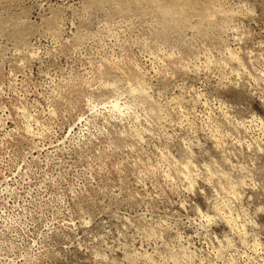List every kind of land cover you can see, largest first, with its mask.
Masks as SVG:
<instances>
[{"label": "rangeland", "instance_id": "rangeland-1", "mask_svg": "<svg viewBox=\"0 0 264 264\" xmlns=\"http://www.w3.org/2000/svg\"><path fill=\"white\" fill-rule=\"evenodd\" d=\"M178 1L0 0V264H264V0Z\"/></svg>", "mask_w": 264, "mask_h": 264}, {"label": "bare ground", "instance_id": "bare-ground-1", "mask_svg": "<svg viewBox=\"0 0 264 264\" xmlns=\"http://www.w3.org/2000/svg\"><path fill=\"white\" fill-rule=\"evenodd\" d=\"M147 1H148V0H147ZM150 1H151V0H150ZM156 1H157V0H156ZM176 1H177V0H176ZM180 1H181V0H180ZM180 1H178V2H180ZM181 2H182V1H181ZM185 2H186V1H185ZM185 2H184V3H185ZM188 2H189V1H188ZM192 2H193V1H192ZM155 3H156V2H155ZM160 3H162V2H160ZM184 3H182V4H184ZM186 3H187V2H186ZM148 4H149V3H148ZM151 4H152V3H151ZM116 6H118V5H116ZM184 6H185V5H184ZM167 7H168V6H167ZM177 7H178V6H177ZM168 8H169V7H168ZM175 8H176V7H175ZM175 8H174V9H175ZM181 8H182V7H181ZM183 8H184V7H183ZM187 8H188V7H187ZM216 8H217V7H216ZM164 9H165V8H164ZM171 9H172V8H170V9H168V10H165V11H163V10L161 9V10L163 11V12H162V11H161V12H162V14L165 15V16L163 15L165 18H166V17H167V18L169 17L170 13H168V12H169V10H171ZM174 9H172V10H174ZM157 10H158V9H157ZM175 11H176V10H175ZM194 11H195V10H194ZM159 12H160V11H159ZM159 12H158V13H159ZM177 12H178V11H177ZM181 13H182V12H181ZM159 14H160V13H159ZM159 14H158V15H159ZM183 14H184V13H183ZM183 14H182V15H183ZM174 15H175V14H174ZM174 15H173V16H174ZM177 15H178V16H177ZM177 15H176V16H177V18H178L181 14H180V15L177 14ZM215 15H216V14H215ZM220 15H221V14H220ZM224 15H225V14H224ZM229 15H230V14H229ZM163 16L160 15V17H162V18H163ZM150 17H151V16H150ZM180 17H183V16H180ZM169 18H170V17H169ZM135 19H136V18H135ZM179 19H180V18H179ZM211 19H212V18H211ZM160 20H161V18L159 19V21H160ZM169 20H171V19H169ZM174 21H175V20H173V22H174ZM150 22H151V21H150ZM167 22H168V21H167ZM171 23H172V22H171ZM171 23H170V24H171ZM174 23H175V22H174ZM174 23H173V24H174ZM163 24H164V23H163ZM167 25H168V24H167ZM167 25H166V26H167ZM166 26H165V27H166ZM173 26H174V25H173ZM173 26H172V27H173ZM179 26H181V25H179ZM175 27L177 28V26H174V28H175ZM192 27H193V26H192ZM165 29H166V28H165ZM168 29H169V28H168ZM172 29H173V28H172ZM177 29H178V28H177ZM28 52H29V51H28ZM19 53H20V52H19ZM19 53H18V54H19ZM248 53H249V52H248ZM29 55H30V54H29ZM31 55H32V54H31ZM255 55H256V54H255ZM34 56H35V55H34ZM258 56H259V55H258ZM258 56H257V57H258ZM168 57H169V56H168ZM257 57H256V58H257ZM22 58H23V57H22ZM198 58H199V57H198ZM259 58H260V57H259ZM24 59H25V58H24ZM16 61H17V60H16ZM119 61H120V60H119ZM119 61H118V62H119ZM10 62H11V61H10ZM19 62H20V61H19ZM122 62H123V61H122ZM125 62H126V61H125ZM127 62H128V61H127ZM260 62H261V61H260ZM108 63H109V62H108ZM111 63H113V62H111ZM111 63H110V64H111ZM114 63H115V62H114ZM128 63H130V62H128ZM163 63H164V62H163ZM117 64H118V63H117ZM120 64H121V63H120ZM172 64H173V63H172ZM241 64H242V63H241ZM20 65H21V64H20ZM98 65H99V64H98ZM112 65H113V64H112ZM114 65H115V64H114ZM128 65H129V64H128ZM193 65H194V64H193ZM18 66H19V65H18ZM104 66H105V65H104ZM109 66H110V65H109ZM115 66H116V65H115ZM167 66H168V65H167ZM178 66H179V65H178ZM221 66H222V65H221ZM248 66H249V64H248ZM254 66H255V65H254ZM263 66H264V65H263ZM100 67L103 68V66H100ZM116 67H117V66H116ZM172 67H173V66H172ZM181 67H182V65H181ZM192 67H193V66H192ZM102 68H101V69H102ZM140 68H141V67H140ZM140 68H139V70H140ZM142 68H143V67H142ZM163 68H164V67H163ZM184 68H185V67H184ZM193 68H196V67H193ZM103 69H104V68H103ZM109 69H110V68H109ZM117 69H118V68H117ZM170 69H171V68H170ZM255 69H257V68H255ZM12 70H13V69H12ZM110 70H111V69H110ZM115 70H116V69H115ZM118 70H119V69H118ZM162 70H163V69H162ZM174 70H178V69L175 68ZM184 70H185V69H184ZM263 70H264V69H263ZM263 70H262V72H264ZM96 71H97V70H96ZM153 71H154V70H153ZM165 71H166V70H165ZM253 71H254V70H253ZM259 71L261 72V69H259L258 72H259ZM10 72H11V71H10ZM85 72H86V71H85ZM121 72H122V75H123L122 77H123V78L126 80V82H127V86H128L127 89H128L130 92H132V94H134V93H135V94H139V93H140V94H142V95H145V94H146V93H145V89H144V85H143V80H142V77H141L142 74H143L144 72L141 74V73H140L141 71L139 72L138 69H137L136 67H134V66H131V67L127 68L126 70H121ZM151 72H152V70H151ZM181 72H182V71H181ZM248 72H249V71H248ZM255 72H256V73H255V75H256V74H257V71L255 70ZM7 73H8V72H7ZM154 73H155V72H154ZM164 73H165V72H164ZM245 73H246V72H245ZM251 73H253V72H251ZM95 74H96V73H95ZM156 74H157V73H156ZM156 74H155V75H156ZM160 74H162V73H160ZM248 74H249V73H248ZM262 74H264V73H262ZM85 75H86V74H85ZM98 75H99V74H98ZM117 75H118V74H117ZM166 75H167V74H166ZM144 76H145V75H144ZM144 76H143V77H144ZM162 76H164V75H162ZM247 76H248V75H247ZM250 76H251V74H249V77H250ZM256 76H258V75H256ZM3 77H4V76H3ZM9 77H10V76H9ZM95 77H96V76H95ZM158 77H159V76H158ZM166 77H167V76H166ZM251 77H254V75L252 74ZM251 77H250V78H251ZM261 77H262V76H261ZM263 77H264V75H263ZM146 78H147V77H146ZM163 78H165V77H163ZM93 79H94V78H93ZM102 79H103V88H105L106 86L110 85V84L113 82L112 80L109 81V77H103ZM252 79H253V78H252ZM6 80H7V79H6ZM122 80H123V79H122ZM122 80H121V81H122ZM190 80H191V79H190ZM8 81H9V78H8ZM263 81H264V80H263ZM263 81H262V82H263ZM10 82H11V81H10ZM13 82H14V81H13ZM93 82H95V81H93ZM147 82H148V81H147ZM99 83H100V82H99ZM117 83H118V82H117ZM145 83H146V82H145ZM12 84H13V83H12ZM91 84H92V83H91ZM120 84H121V83H120ZM101 85H102V83H101ZM101 85H99V86H101ZM261 85H262V84H261ZM95 86H96V85H95ZM145 86H146V85H145ZM148 86H149V85H148ZM18 87H20V86H18ZM109 87H110V86H109ZM9 88H10V87H9ZM146 88H148V87H146ZM150 88H151V87H150ZM146 90H147V89H146ZM261 90H262V88H261ZM263 90H264V89H263ZM147 91H150V90H147ZM130 92H129V93H130ZM151 92H152V91H151ZM116 94H117V93H116ZM149 94H150V93H149ZM151 94H153V93H151ZM151 94H150V95H151ZM130 95H131V94H130ZM140 96H141V95H140ZM178 96H179V95H178ZM147 97H148V96H147ZM181 97H182V96H181ZM150 98H151V96H150ZM152 98H153V97H152ZM171 98H172V97H171ZM174 98H175V96H174ZM176 98H177V97H176ZM183 98H184V97H183ZM196 98H197V97H196ZM132 99H133V98H132ZM137 99H139V97H138ZM142 99H143V98H141V100H142ZM144 99H145V98H144ZM153 99H154V98H153ZM180 99H181V98H180ZM91 100H92V99H91ZM128 100H129V99H128ZM145 100H146V99H145ZM145 100H144V102H145ZM151 100H152V99H151ZM166 100H168V99H166ZM169 100H170V99H169ZM101 101H102V100H101ZM134 101H135V100H133V102H134ZM172 101H173V100H172ZM180 101H181V100H180ZM183 101H184V100H183ZM183 101H182V102H183ZM88 102H89V101H88ZM114 102H115V100H114ZM114 102H112V104H113ZM168 102H171V101H168ZM102 103H103V102H102ZM173 103H175V102H173ZM187 103H188V101H187ZM115 104H116V103H115ZM154 104H155V103H154ZM157 104H158V103H157ZM168 104H169V103H168ZM171 104H172V103H171ZM175 104H176V103H175ZM125 105H126V104H124L123 106H125ZM151 105H152V104H151ZM172 105H173V104H172ZM177 105H178V103L176 104V107H177ZM179 105H180V103H179ZM179 105H178V106H179ZM101 106H102V105H101ZM147 106H148V105H147ZM183 106H184V105H183ZM48 107H49V106H48ZM110 107H111V106H110ZM113 107H114V106H113ZM148 107H149V106H148ZM162 107H163V106H162ZM20 109H21V108H20ZM50 109H51V108H50ZM103 109H104V108H103ZM114 109H115V108H114ZM161 109H162V108H161ZM171 109H172V108H171ZM176 109H177V108H176ZM16 110H17V109H16ZM116 110H117V109H116ZM147 110H148V109H147ZM155 110H156V109H155ZM158 110H159V109H158ZM24 111H25V110H24ZM130 111H131V110H130ZM150 111H151V110H150ZM162 111H163V110H162ZM162 111H161V112H162ZM173 111H174V110H173ZM175 111H176V110H175ZM52 112H53V111H52ZM159 112H160V111H159ZM159 112H157V113H158V114H157L158 116H159ZM161 112H160V114H161ZM18 113H19V112H18ZM33 113H34V112H33ZM133 113H134V112H133ZM145 113H146V112H145ZM148 113H149V112H148ZM173 113H174V112H173ZM178 113H179V111H178ZM50 114L53 115L54 113H53V114L50 113ZM163 114H164V113H163ZM174 114H175V113H174ZM180 114H181V113H180ZM114 115H115V114H114ZM144 115H145V114H144ZM148 115H149V114H147V116H148ZM165 115H166V114H164V117H165ZM167 115H168V114H167ZM189 115H190V114H189ZM120 116H121V115H120ZM174 116H175V115H174ZM177 116H178V115H177ZM180 116H181V115H180ZM180 116H179V117H180ZM182 116L184 117V115H182ZM5 117H6V116H5ZM8 117H9V116H8ZM28 117H29V116H28ZM122 117H123V116H122ZM135 117H136V116H135ZM152 117H153V116H152ZM160 117H161V115H160ZM167 117H168V116H167ZM179 117H178V118H179ZM185 117H187V116H185ZM78 118H79V117H78ZM154 118H156V117H154ZM154 118H153V119H154ZM157 118H158V117H157ZM157 118H156V121H157ZM223 118H224V117H223ZM104 119H105V118H104ZM161 119H162V118H161ZM161 119H160V120H161ZM168 119H169V118H168ZM180 119H181V118H180ZM182 119H183V118H182ZM186 119H187V118H186ZM229 119H230V118H229ZM34 120H35V119H34ZM47 120H48V119H47ZM184 120H185V119H184ZM189 120L191 121V119H189ZM35 121H37V120H35ZM35 121H34V122H35ZM161 121H162V120H161ZM165 121H166V120H165ZM181 121H182V120H181ZM185 121H186V120H185ZM190 121H189V122H190ZM77 122H78V121H77ZM158 122H159V121H158ZM162 122H163V121H162ZM175 122H176V121H175ZM178 122H179V121H178ZM187 122H188V121H187ZM189 122H188V123H189ZM28 123H29V122H28ZM167 123H169V121H168ZM167 123H166V124H167ZM188 123H187V124H188ZM33 124H36V123H33ZM156 124H157V123H156ZM160 124H161V123H160ZM163 124H164V123H163ZM170 124H171V122H170ZM170 124H169V125H170ZM205 124H206V123H205ZM242 124H243V123H242ZM37 125L39 126L40 124L37 123ZM173 125H174V123H173ZM177 125H178V124H177ZM177 125H176V126H177ZM180 125H181V124H180ZM180 125H179V126H180ZM189 125H190V124H189ZM206 125H207V124H206ZM158 126H159V125H158ZM170 126H171V125H170ZM31 127H33V126L29 125V128H31ZM41 127H42V126H41ZM43 127H45V126H43ZM56 127H57V126H56ZM160 127H161V126H160ZM164 127H165V126H164ZM184 127H185V126H184ZM187 127H188V126H187ZM38 128H40V126H39ZM48 128H49V127H48ZM161 128H162V127H161ZM166 128H167V127H166ZM172 128H173V127H172ZM210 128H211V127H210ZM236 128H237V127H236ZM24 129H25V128H24ZM26 129H27V128H26ZM31 129H32V128H31ZM36 129H37V128H36ZM36 129H35V131H36ZM199 129H200V128H199ZM208 129H209V128H208ZM14 130H15V129H14ZM29 130H30V129H29ZM33 130H34V129H33ZM133 130H134V129H133ZM163 130H164V129H163ZM166 130H168V128H167ZM171 130H172V129H171ZM217 130H218V129H217ZM49 131H50V130H49ZM118 131H119V130H118ZM137 131H138V130H137ZM208 131H210V130H208ZM11 132H12V131H11ZM29 132H32V131H29ZM36 132H37V131H36ZM40 132H41V131H40ZM214 132H215V130L213 131V133H214ZM238 132H240V131L238 130ZM9 133H10V132H9ZM33 133H35V132H33ZM210 133H212V131H211ZM215 133L218 134V133H219V130H218V132H215ZM220 133H221V132H220ZM39 134H40V133H39ZM39 134H38V135H39ZM166 134H168V133L166 132ZM166 134H165V135H166ZM204 134H205V133H204ZM217 134H216V135H217ZM226 134H227V133H226ZM226 134H224V135H226ZM22 135H23V134H22ZM24 135H25V134H24ZM45 135H46V134H45ZM146 135H147V134H146ZM209 135H211V134H209ZM212 135L214 136V134H212ZM28 136H29V135H28ZM42 136H43V135H42ZM42 136H41V137H42ZM213 136H212V137H213ZM221 136H222V134H221ZM226 136H227V135H226ZM33 137H34V136H33ZM44 137H45V136H44ZM46 137H47V135H46ZM145 137H147V136H145ZM210 137H211V136H210ZM212 137H211V139H212ZM217 137H218V136H217ZM222 137H223V136H222ZM23 138H24V137H22V139H23ZM42 138H43V137H42ZM205 138H208V136L205 137ZM213 138H214V137H213ZM0 139H1V138H0ZM28 139H29V138H28ZM141 139H142V138H141ZM149 139H150V138H149ZM149 139H148V140H149ZM192 139H193V138H192ZM209 139H210V138H209ZM219 139H220V138H219ZM225 139H226V137H225ZM23 140H24V139H23ZM31 140H32V139H31ZM45 140H46V139H45ZM47 140H48V139H47ZM47 140H46V141H47ZM50 140H51V139H50ZM124 140H125V139H124ZM212 140H213V139H212ZM214 140H215V138H214ZM217 140H218V139H217ZM221 140H222V139H221ZM0 141H1V140H0ZM37 141H39V140H37ZM43 141H44V140H43ZM145 141H146V140H145ZM149 141H150V140H149ZM152 141H153V140H152ZM152 141H151V143H152ZM181 141H182V140H181ZM237 141H238V140H237ZM59 142H60V140H59ZM188 142H189V141H188ZM198 142H199V141H198ZM222 142H223V141H222ZM48 143H49V142H48ZM124 143H125V142H124ZM126 143H127V141H126ZM132 143H134V142H132ZM144 143H145V142H144ZM147 143H148V142H147ZM213 143H214V142H213ZM216 143H217V142H216ZM216 143H215V144H216ZM229 143L231 144V142H229ZM33 144H35V143H33ZM50 144H51V142H50ZM128 144H129V143H128ZM210 144H211V143H210ZM224 144H225V143H224ZM234 144H235V142H234ZM29 145H30V144H29ZM41 145H42V144H41ZM45 145H47V144H45ZM56 145H57V144H56ZM148 145H149V144H148ZM218 145H219V143H218ZM221 145H222V143H221ZM126 146H127V145H126ZM216 146H217V144H216ZM225 146H228V145H225ZM32 147H33V146H32ZM42 147H43V146H42ZM46 147H47V146H46ZM46 147H45V148H46ZM58 147H59V146H58ZM154 147H155V146H154ZM214 147H215V145H214ZM221 147H223V145H222ZM221 147H220V148H221ZM127 148H128V147H126V149H127ZM129 148H130V146H129ZM210 148H211V147H210ZM223 148H224V147H223ZM223 148H221V149H223ZM34 149H35V148H34ZM38 149H39V148H38ZM135 149H136V148H135ZM227 149H228V148H227ZM229 149H230V148H229ZM40 150H41V148H40ZM127 150H128V149H127ZM223 150H224V149H223ZM230 150H231V149H230ZM43 151H44V150H43ZM48 151H49V150H48ZM128 151H129V150H128ZM133 151H134V150H133ZM140 151H142V150H140ZM163 151H164V150H163ZM212 151H213V150H212ZM131 152H132V150H131ZM161 152H162V151H161ZM49 153H50V152H49ZM234 153H235V152H234ZM159 154H161V153H159ZM134 156H135V155H134ZM160 156H161V155H160ZM167 156H168V155H167ZM167 156H165L166 159L169 157V156H168V157H167ZM165 157H164V158H165ZM170 157H172V156H170ZM161 158H162V157H161ZM172 159H173V158H172ZM193 159H194V158H193ZM174 160H175V159H174ZM182 160H184V159H182ZM145 161H146V160H145ZM158 161L160 162V160H158ZM163 161H164V160H163ZM168 161H169V160H168ZM170 161H171V160H170ZM177 161H178V160H177ZM177 161H176V162H177ZM159 162H157V163H159ZM166 162H167V161H166ZM179 162H180V160H179ZM144 163H145V162H144ZM144 163H143V164H144ZM180 163H181V162H180ZM184 163H185V162H184ZM187 163H188V162H187ZM133 164H134V163H133ZM133 164H132V165H133ZM165 164H166V163H165ZM170 164H172V161L170 162ZM175 164H176V163H175ZM191 164H192V163H191ZM197 164H198V163H197ZM148 165H149V164H148ZM179 165H180V164H179ZM182 165H183V163H182ZM182 165H180V166L182 167ZM193 165H194V164H193ZM193 165H191V167H193ZM144 166H145V165H144ZM146 166H147V164H146ZM149 166H150V165H149ZM156 166H157V165H156ZM184 166H186V165H184ZM197 166H198V165H197ZM151 167H152V166H151ZM172 167H173V166H172ZM172 167H170V168L172 169ZM188 167H190V166H188ZM194 167H195V165H194ZM147 168H148V167H147ZM152 168H153V167H152ZM182 168H183V167H182ZM206 168H207V167H206ZM241 168H242V167H241ZM168 169H169V167H168ZM179 169H180V168H179ZM186 169H187V167L185 168V170H186ZM194 169H195V168H194ZM203 169H204V168H203ZM169 170H170V169H169ZM172 170H173V169H172ZM182 170L184 171V169H181V170H180V171H181L180 174L182 173ZM188 171H189V170H188ZM190 171L193 172V170H190ZM194 171H195V170H194ZM174 172H175V171H174ZM192 172H191V173H192ZM195 172H196V171H195ZM205 172H206V171H205ZM208 172H209V171H208ZM208 172H207V173H208ZM177 173L179 174V172H177ZM189 173H190V172H189ZM193 173H194V172H193ZM200 173H201V172H200ZM148 174H149V173H148ZM195 174H196V173H195ZM211 174H212V173H211ZM211 174H210V175H211ZM172 175H173V173H172ZM187 175H188V174H187ZM181 176H182V175H181ZM183 176H184V175H183ZM172 177H173V176H172ZM175 177H176V176H175ZM187 177H188V176H187ZM189 177H190V176H189ZM195 177H197V176H195ZM238 177H239V176H238ZM161 178H162V177H161ZM193 178H194V177H193ZM230 178H231V177H230ZM245 178H246V177H245ZM172 179H173V178H172ZM178 179H180V178H177V180H178ZM184 179H185V178H184ZM184 179H183V180H184ZM206 179H207V178H206ZM180 181H181V180H180ZM189 181H190V180H189ZM191 181H192V180H191ZM191 181H190V183H191ZM169 183H170V182H169ZM187 183H188V182H187ZM194 183H195V182H194ZM136 185H137V184H136ZM183 185H184V184H183ZM219 185H220V184H219ZM226 185H227V184H226ZM229 185H230V184H229ZM184 186H186V185H184ZM191 186H192V184H191ZM191 186L189 185L188 187H191ZM230 186H231V185H230ZM233 186H234V185H233ZM220 187H221V186H220ZM220 187H219V188H220ZM228 187H229V186H228ZM231 187H232V186H231ZM219 188H218V189H219ZM224 188H225V187H224ZM229 188H230V187H229ZM232 188H233V187H232ZM240 188H241V187H240ZM184 189H185V188H184ZM221 189H222V188H221ZM225 189H226V188H225ZM225 189H223V190L226 191L227 189H226V190H225ZM144 190H145V189H144ZM188 190H189V188H188ZM190 190H191V189H190ZM232 190H233V189H232ZM234 190H235V189H234ZM221 191H222V190H220L219 192L221 193ZM227 192H229V190H228ZM227 192H224V193H227ZM230 192H231V189H230ZM232 192H233V191H232ZM232 192H231V193H232ZM220 193H219V194H220ZM227 194H228V193H227ZM141 195H142V194H141ZM225 195H226V194H225ZM233 195H234V194H233ZM235 195H238L237 192L235 193ZM136 196H137V195H136ZM142 196L144 197V195H142ZM220 196H222V195H220ZM227 197H229V196L226 195L225 199H226ZM231 197H233L232 194H231ZM218 198H219V196H218ZM223 198H224V197H223ZM142 199H143V198H142ZM143 200H144V199H143ZM221 204H222V203H221ZM222 205H223V204H222ZM215 209H216V208H215ZM198 213H199V212H198ZM230 214H231V213H230ZM120 215H121V214H120ZM203 215H204V214H203ZM197 216H198V215H197ZM230 216H231V215H230ZM235 216H236V215H235ZM207 217H208V214H207V216H206V213H205V217H204V218L206 219ZM224 217H225V216H224ZM228 217H229V214L227 213V218H228ZM233 217H234V216H233ZM114 218H115V217H114ZM220 218H221V216H220ZM234 218H236V217H234ZM234 218H233V220L231 219L233 222H234ZM236 219H237V218H236ZM206 220H207V219H206ZM208 220H209V217H208ZM228 220H229V219H228ZM231 220H229V221H231ZM235 222H236V221H235ZM163 223H164V222H163ZM224 223H225V222H224ZM226 223H228V221H227ZM229 223H230V222H229ZM231 223H232V222H231ZM235 224H236V223H235ZM228 225H229V224H228ZM228 225H227V228H228ZM233 225H234V224H233ZM231 226H232V225H231ZM237 226H238V225H237ZM146 227H147V226H146ZM229 227H230V226H229ZM235 227H236V226H235ZM236 228H237V227H236ZM230 230H231V229H230ZM230 230H229V231H230ZM239 231H240V230H239ZM239 231H238V232H239ZM241 232H242V231H241ZM239 233H240V232H239ZM234 234H235V233H234ZM241 236H242V233H241ZM152 237H153V236H152ZM160 237H161V236H160ZM158 240H159V239H158ZM241 240H242V239H241ZM219 241H220V240H219ZM243 243H244V242H243ZM220 244H221V242H220ZM217 245H219V244H217ZM213 247H214V246H213ZM217 247H218V246H217ZM221 247H222V246H221ZM221 247H219V250H220ZM188 249H189V248H188ZM185 250H186V249H185ZM144 251H145V250H144ZM155 251H156V250H155ZM137 252H138V251H137ZM148 252H149V251H148ZM148 252H147L146 254H148ZM144 254H145V252H144ZM144 254H143V255H144ZM146 254H145V255H146ZM150 254H151V253H150ZM157 254H158V253H157ZM143 255H140V256H143ZM184 255H185V254H184ZM186 255H188V253H186ZM214 255H215V254H214ZM125 256H126V255H125ZM127 256H129V254H127ZM132 256H133V255H132ZM149 256H150V255H149ZM150 258H151V257H150ZM184 258H185V257H184ZM187 258H188V257H187ZM125 259H126V257H125ZM125 261H126V260H125ZM173 261H175V260H173ZM173 263H174V262H173ZM176 263H177V262H176Z\"/></svg>", "mask_w": 264, "mask_h": 264}]
</instances>
